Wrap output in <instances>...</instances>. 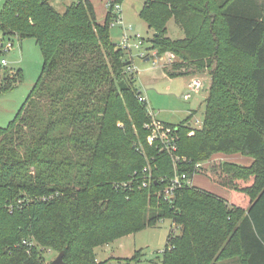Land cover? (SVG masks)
I'll return each mask as SVG.
<instances>
[{"label": "trees", "instance_id": "1", "mask_svg": "<svg viewBox=\"0 0 264 264\" xmlns=\"http://www.w3.org/2000/svg\"><path fill=\"white\" fill-rule=\"evenodd\" d=\"M236 1L145 0L140 10L152 49L176 57L169 78L211 77L200 129L196 112L162 124L176 138L170 153L149 144L154 119L126 70L130 53L111 38L112 9L100 24L91 0L62 13L52 0H5L0 39L34 38L44 64L0 128V264H47L46 250L64 252L66 264L137 263L138 255L98 263L95 250L165 220L180 233L167 239L160 264H264V4L247 16L231 12ZM171 19L183 39L168 37ZM23 80L17 71L0 95ZM221 154L254 161L211 160ZM177 175L207 177L232 198L181 179L170 199Z\"/></svg>", "mask_w": 264, "mask_h": 264}, {"label": "rangeland", "instance_id": "2", "mask_svg": "<svg viewBox=\"0 0 264 264\" xmlns=\"http://www.w3.org/2000/svg\"><path fill=\"white\" fill-rule=\"evenodd\" d=\"M77 1L79 0H52L51 3L58 12L62 13L68 6L77 3ZM245 1L248 4L253 0ZM257 1L263 2L264 0ZM91 2L94 5L97 22L104 24L109 13L107 12L105 0H91ZM144 2L145 0H124L123 4H121L124 27L126 29L132 28L133 34L141 35L145 42V47L141 50L145 54V59L140 58L141 52L138 50L132 51L134 66L138 73L136 87L144 94L149 109L152 110L154 119L159 120V124H164L161 122L174 125L180 124L188 119L189 110L193 109L197 111V115L192 120L196 127L198 126L195 123L196 120L204 121L206 105L204 98L209 95L211 77L210 75L206 77H203L204 75L194 76V78H198L203 84L201 95L193 94L189 102L182 99L183 94L189 90L187 85L193 77L184 76L170 79L165 73L166 69H171L170 66L173 61L170 62L169 55L172 54L159 55L157 51L152 49L151 41L155 37V34L139 16ZM4 3L5 0H0V11L3 9ZM240 6H244L243 0H237L230 8L231 12H235ZM167 26L168 37L170 39L179 40L185 37L184 31L176 24L174 19H171ZM124 27L115 22L110 26L111 38L118 45H120ZM1 36L2 33H0ZM12 42L14 43V48L4 55L8 65L0 70V87L2 85L7 87L10 77H15L19 70H21L24 80L22 83H18L19 85L16 89L0 95V128L7 127L16 117L30 95L33 86L41 77L44 64L42 52L34 38L21 40L16 36ZM173 60L175 61L176 58ZM197 128L200 129L201 126ZM215 158L216 156L211 160ZM194 180L199 188L203 187L207 189L206 186L209 182L207 177L197 175ZM209 185L210 187L214 186L211 182ZM5 225L7 229H10L12 226L10 223H6ZM172 232H175V234L180 233L177 227L173 226L172 221H162L155 228H147L143 232L118 239L108 246L96 249V260L98 263H102L108 259H121L123 262L124 260H131V258L138 255V262H133L132 264H160L163 258V251L168 244L167 239ZM46 251V262L47 264H51L58 257L59 253L54 250Z\"/></svg>", "mask_w": 264, "mask_h": 264}, {"label": "built area", "instance_id": "3", "mask_svg": "<svg viewBox=\"0 0 264 264\" xmlns=\"http://www.w3.org/2000/svg\"><path fill=\"white\" fill-rule=\"evenodd\" d=\"M115 0H106V8L112 9V12L115 16L114 22L121 27H124V21H123V12H122V5L121 4H116L114 2ZM13 38H1L0 39V69L3 67H6L8 65V62H6V59L4 58V55L11 51L14 48V43L12 42ZM120 49L129 52L130 53V64L127 66V72L129 74H134L138 76V73L136 71V68L134 66V59L132 58V51L133 50H138L141 52L142 48L145 47V42L144 39L142 38L141 35L138 34H133L132 28L126 29L124 27V31L122 34V38L120 41V45H118ZM170 57V62L174 61L176 57L172 54L169 55ZM140 58L145 59V54L144 52H141ZM157 62V61H156ZM156 64V63H154ZM189 90L186 95H184V100L188 101L193 94H198L202 91L203 89V84L198 78H193L189 84ZM139 101L142 103H146V98L144 97V94L142 93V96H140ZM150 110V109H149ZM150 113L154 119L153 112L150 110ZM202 122L200 120L196 121V125L200 126ZM151 128V133L148 138L149 144L154 145V144H160L165 150H168L170 153H173L176 151V138L175 136L173 137V134L169 129H166L162 124H159L156 119H154V125L150 127ZM193 134V132H192ZM178 159V158H177ZM209 164H197L196 168H206ZM146 172V176L144 179L143 187H148L151 183L152 180V170L151 167H147L144 169ZM182 180L186 181L189 185L193 184V180H187L185 176H175V178L172 180L171 185L168 187V189L165 191V196L172 199V195L177 188L178 185L182 184ZM125 184L124 186H126ZM109 264H118L116 263H109Z\"/></svg>", "mask_w": 264, "mask_h": 264}, {"label": "crops", "instance_id": "4", "mask_svg": "<svg viewBox=\"0 0 264 264\" xmlns=\"http://www.w3.org/2000/svg\"><path fill=\"white\" fill-rule=\"evenodd\" d=\"M243 1H244V6H240L239 8H237V10L235 11L236 13L244 14V15H247V16L248 15L258 16L259 15L260 10L262 9V6L264 4V1L263 2H260V1H257V0H253V1L249 2L248 4L246 3L245 0H243ZM105 2H106V0H105ZM146 61H148V60H146ZM203 75H204L203 77H206L208 74L205 73ZM189 77H193L194 78V76H189ZM210 80H211V78H210ZM190 82L188 83L187 86H189ZM210 85H211V81H210ZM188 89H189V87H188ZM187 93H188V91L185 94H183V96H182V99L183 100H184V95H186ZM201 93L202 92H200V93H198L196 95L199 96V95H201ZM190 99H192V97ZM206 99H207V97L204 98V100H206ZM189 100L188 101L184 100V101L189 102ZM205 104H206V102H205ZM205 107H206V105H205ZM192 112H196V115H197V111H195L193 109L189 110V115ZM162 123L169 124V125H174V124L165 123V122H162ZM216 159H220V160L222 159L225 162L232 163V164H236V165L239 164V165H242V166H245V167L252 166L253 161H254L253 158L243 156L242 154H236V155H224V154H221V155L216 156ZM195 177L193 178V180L195 179ZM193 182H194V185L197 186V184L195 183V180ZM210 182L212 183V181L209 180L208 185L206 186L207 189H205L203 187H201V188L203 190H205V191L207 190V191H209V192H211V193H213V194H215V195H217V196H219L221 198L223 197L224 199H226L228 201L231 200L232 195H230V193L228 191H226L224 189H220L219 187L215 186L213 183L212 184L215 186V188H214V186L213 187H210V185H209Z\"/></svg>", "mask_w": 264, "mask_h": 264}, {"label": "water", "instance_id": "5", "mask_svg": "<svg viewBox=\"0 0 264 264\" xmlns=\"http://www.w3.org/2000/svg\"><path fill=\"white\" fill-rule=\"evenodd\" d=\"M64 255L65 253L61 252L51 264H66V262L64 261Z\"/></svg>", "mask_w": 264, "mask_h": 264}]
</instances>
